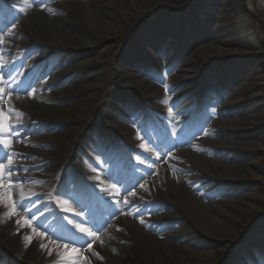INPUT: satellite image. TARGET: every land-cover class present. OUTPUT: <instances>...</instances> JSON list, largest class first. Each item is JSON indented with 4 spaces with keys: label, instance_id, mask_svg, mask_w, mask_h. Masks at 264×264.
I'll return each mask as SVG.
<instances>
[{
    "label": "rangeland",
    "instance_id": "1",
    "mask_svg": "<svg viewBox=\"0 0 264 264\" xmlns=\"http://www.w3.org/2000/svg\"><path fill=\"white\" fill-rule=\"evenodd\" d=\"M57 1L59 0L53 2L57 3ZM102 3L93 5L94 9L103 12L100 23L94 22V24L91 18L87 22L84 18L85 14L82 15V21L85 24L92 26L93 23L94 36L84 35L88 47L80 51L85 55L82 59L72 61L73 65L82 68L86 61L94 60L95 66L86 69L84 73L98 72L99 82L95 95L90 97L88 102L77 103L78 106L86 105L87 107L83 112L84 123L79 125L80 129H77L80 138L77 139L76 147L83 154L80 153V155L85 156L90 153L91 150L87 149L86 144L91 145V143L86 141L85 137H89L90 127L98 122L101 124L100 115L104 107L109 105L111 114L117 113L121 116L118 106H126L135 94L136 98L139 97L137 99L143 110L149 115L147 118L149 121L143 126L142 123L135 126L132 136L131 134L128 136V132L125 133L123 130L124 140L129 144L125 158L137 165L136 173L130 180L131 183H126V186L132 187L131 192L127 194L131 197L127 203H124L131 222L134 221L137 226H141L145 234L165 232L167 224H164L162 217H158V212L163 209L161 205L165 193V190L161 188L165 183L172 185V181L176 183L177 180H181L179 186L184 194V209L190 208L193 214H200L198 209L192 208L193 202L195 199L200 202L197 196L209 197L211 202L218 203L229 214V225H232L233 234L223 233L217 227L214 230H205L201 228L200 222L194 219L186 220L182 224L186 233L179 242L185 256H179L178 250L173 248L175 250L172 251L174 255L171 264H251L250 260L256 253L264 255V233L259 231L261 225L264 226V0H103ZM3 5L7 8L6 13L5 9L1 10ZM17 5L18 0H0V11H2L0 14H5V18L0 17V36L11 38L14 36L8 33L14 32L25 46L35 40V36H33L31 21L26 19V13L22 12L18 15L16 12ZM8 14L12 17L8 19L4 27ZM39 32L46 34L44 27H41ZM149 38L176 40L175 45L167 49L166 57L162 60L160 67H157L147 54V47L143 41ZM103 40L111 42L105 53L100 56L101 47L95 51L91 49L94 45H100ZM129 48L133 51L134 60L140 61L136 69L147 67L150 72L152 71L146 90L142 91L144 81L132 92L124 86L125 78L133 75L135 68L126 67ZM29 49L31 52L25 55V62L16 66L17 70L26 71L21 78H7L2 71L0 72V76L4 78L3 86L7 89V93L0 94V98L9 102V108L20 113L23 103L16 98L25 97L35 85H39V80H33L32 73L46 58H49V54L41 53V49L37 52L34 47ZM31 60L34 61L30 65ZM27 61H30L29 64ZM206 82L213 86L214 89H212L216 93L227 94V100L222 102L223 105L227 103V107L222 112L225 114L228 111V116L223 118V120L226 119L225 136L219 138L215 135L220 133L218 125H215L219 117L215 114L216 106H212L210 102L212 99H206V95L209 94L196 98L190 111L181 113L186 114L187 118L184 119L185 127L180 133L184 132L186 125L192 121L190 117L194 111L196 125L190 128L191 133L203 132L206 120L212 121L213 129L210 131L213 136L205 135V133H199L200 135L197 136V139H201L205 145L204 150L201 151L191 140L184 141V135L180 137L179 142L169 138L170 120L166 111H170L173 104L187 103V98L194 86L201 87ZM17 87H22L23 91L16 92ZM115 91H118V95H115ZM74 93L79 94L80 91L65 90L57 96H53L50 91V96L57 100L62 96H75ZM75 100L77 101V98ZM51 104L55 105V102ZM122 111L128 116L126 109ZM51 114L49 112L46 116H41L46 121L53 118ZM12 117L16 124L15 131L18 123H32L23 115L16 116L15 111L10 114L5 123L11 122ZM107 118L109 122H112L110 125L106 124L109 131L113 136L118 135L121 129L117 126L122 120L113 121ZM122 122H125V119ZM147 125L150 126L151 135L146 131L144 133ZM159 129L162 131L160 132ZM15 131L7 135L12 139L11 146L17 143L16 138L10 137ZM66 139L76 140L72 136ZM247 142L256 143L257 146L262 143V146L258 149L254 146L245 147ZM19 146L21 149L45 150L38 141H34L32 145L22 142ZM4 152V155L0 152V179L9 168L12 170L11 165L6 162L7 155L10 158L17 157L15 153H11V149L4 148ZM163 153L167 154L166 158L163 157ZM194 153L202 154L207 159L195 163ZM221 153L245 156L243 161L245 169L242 167L240 173L233 170L226 173L223 166H215L217 156ZM73 155L74 150L70 147L65 151L63 159H70ZM111 156L105 162L100 160L92 163V173L90 172L89 178L85 172L75 174L71 169V175L74 180H77L75 188L79 186L80 173L83 174L81 177L87 178L86 184L83 185L86 190L95 192L114 184L113 179L108 180L106 170ZM87 158L89 159L88 156ZM181 163L194 165V168L182 169ZM162 164L167 165L166 170L161 169ZM228 174L241 180L242 189L245 188L243 193L249 195L248 199L240 197L241 202L235 203L236 205L232 203V207L223 203V200H232L223 197L230 184L225 179ZM27 184L31 192L27 198L40 193L42 198H38L36 204L42 203L55 217L52 212L53 207L49 203L51 187L46 188L32 182ZM149 185L151 190L153 188V192H156V196L146 191ZM67 187V184L61 187L65 194H67ZM75 193L77 195L72 192L73 196L70 194L72 196L70 198H67L68 194L66 196L62 194V196L58 193V198L63 203L60 211L65 210L70 214L81 213L75 203L80 196L78 192L75 191ZM27 202L28 199L24 201L28 204ZM111 205L105 209L108 215L112 214L114 205ZM2 213L3 209L0 208V215ZM200 215L202 218V213ZM60 216V220L63 218L65 222L70 223L69 214ZM39 218L42 221L45 215L40 213ZM92 223L95 221L92 220ZM98 224H101L99 219ZM88 227L91 229L93 224ZM178 228H181V225ZM92 230L96 231L95 228ZM5 235L6 231L0 230V239ZM80 235L85 238L81 233ZM8 241L11 243L9 238ZM237 243L242 245L238 247ZM242 246L244 250H240ZM133 250L135 258L144 264H156L154 256L162 255L159 241H154L151 245L143 239H138ZM72 260L73 255L66 256L67 262ZM87 262L91 264L89 259ZM261 264H264V259Z\"/></svg>",
    "mask_w": 264,
    "mask_h": 264
},
{
    "label": "bare ground",
    "instance_id": "2",
    "mask_svg": "<svg viewBox=\"0 0 264 264\" xmlns=\"http://www.w3.org/2000/svg\"><path fill=\"white\" fill-rule=\"evenodd\" d=\"M53 1L18 0L16 12L18 15L22 12L26 13V19L30 20L33 26L35 40L24 46L14 32L8 33L14 36L11 38L0 36V72L2 71L7 78H21L25 74L26 71L17 70L16 66L25 62V55L31 52L29 48L34 47L36 52L41 49V53L47 52L49 54V58H46L32 73L33 80H39V85H35L25 97L16 98L23 103L22 115L32 121V123L17 124L18 128L10 136L17 140V143L13 146L0 143V152L3 155L5 154L4 148H6V150L11 149V153H15L17 156H15L16 158H10L7 155L6 162L9 164L8 161L11 159L12 170L10 175L6 172L0 179V208L3 209V213L0 215V230L6 231V235L0 239L1 264H9L11 262V264H89L87 262L88 259L91 264H144L134 256L133 248L138 239H143L151 245H153L154 241H159L162 255L160 257L154 256V261L156 264H171V259H173L174 255L172 253L173 250H178L177 254L179 256H185L179 242L186 233V230L182 228V224L186 220L194 219L200 222L201 228L205 230H214L217 227L223 233L233 234L232 225H229V214L218 203L211 202L209 197L201 198L197 196L200 202L197 199L193 202L192 208L198 209L200 211L198 213L203 215L202 218L200 214H193L192 209H184V194H182L179 186L181 180H177V184L172 181V185L165 183L161 188L165 190V193L161 205L163 209L158 212V217H162L164 224H167V228L162 234L159 232L145 234L141 226H137L134 221L131 222L129 219L124 203L131 197L127 194L131 192L132 187L126 186L127 177L122 175V173L116 183L110 184L104 190H99L95 194H90L89 199L91 198V200L88 205H78L79 208H82V213L75 212V214L71 215L70 228L72 231L62 228L58 232L60 222L55 220V217L42 203L40 205L36 204V200L42 198L40 193L27 198L30 195L29 193H31L27 183L31 182L38 183L46 188L51 187V192L56 191L57 195L58 193L65 196L68 194L67 198L72 197V192L75 194V191L80 190L81 193H84V187L79 185L75 188L77 180H74L71 175V169L73 172L83 171L89 178L92 173V163L100 160L106 161L110 155L113 157L116 152L121 154L128 153L129 144L124 140L125 133L128 132L127 135L130 136L131 134L132 136L134 127L141 124L146 116L140 101L137 100L139 97L136 98V95L133 94V99L136 98V100H133L135 102L134 107L129 109V118L125 122L118 124L117 127L121 129V132L113 136L111 131H109V127L106 126V123L112 124L111 121V123L107 122V117L110 116L111 111H109L110 106L106 105L100 115L101 124L98 122L90 127V135L85 137L86 141L91 143L90 147H88V143L86 144L87 149L91 150L90 153L86 154L89 159L86 155L82 156L81 150L76 147L77 139L80 138V135L77 134V129H80L79 125L84 123L83 112L87 107L86 105L78 106L77 103L79 101L88 102L89 98L95 95L99 83L98 72L89 71L84 73L86 69L95 66L94 60L86 61L82 68L73 65L72 61L84 57L85 54L81 51L88 47L84 35L94 36L93 23L102 21L103 12L94 9L93 5L95 3L103 4V0H59L57 3ZM82 15H84L87 22L89 18L94 20H92V26L82 21ZM10 17L12 15L8 14L4 27ZM41 27L45 28L46 34L39 32ZM110 42V40H103L102 43L105 45L102 43L94 45L91 51L101 47V56L105 53ZM143 43L147 47L149 58L157 67H160L162 60L166 57V51L175 45L176 40L174 38L167 41L160 38L157 40L149 38L145 39ZM126 57L128 59L126 67L140 64L136 61L137 59L134 60L135 56L130 48L127 50ZM33 61H27V63L29 64L30 62L31 65ZM144 71L147 70L144 68ZM139 78V75L127 76L124 83L125 88L132 92L133 89L142 84L141 80H138ZM2 79L4 78L0 76V90H2L0 94H6L7 89L3 86L4 81ZM143 84L142 91L149 86L148 80ZM18 88H15L16 92L23 91L22 87ZM212 88L213 86L207 82L201 87L194 86L187 98V103L181 105L173 104L171 105V110L166 111L170 120L168 124L170 139L172 138L179 142L180 137L184 135V141L191 140L198 147L195 146V148L201 151L204 150L205 145L201 139H197V136L200 135L199 133L213 136L210 131L213 129V123H211L210 119L206 120L203 132L190 133L186 129L184 132H180L184 129V119L187 118L186 114L183 115L181 113L190 111L195 99L200 96L204 97L206 94H209L206 95V99L211 98L212 106H216L217 113L215 111V114L219 117L215 125H218L220 133L215 135L219 138L225 136L224 126L226 119L223 120V118L228 116V111L223 114L222 111H225L227 103L223 105L222 102L227 100L228 96L226 93H216L213 90L214 88ZM70 89L80 91V93H74L75 96H62V98L60 97L57 100L53 99L54 95H61L63 91ZM50 91H52L53 96H50ZM115 92V95H118V91ZM76 98L77 101L75 100ZM52 102H55V105H52ZM9 106V102H6L4 98H0V108L4 109L7 118L10 117ZM49 112L52 113L53 118L45 121L42 116H46ZM111 117L113 121L118 119L117 116ZM11 119L10 123L13 126L16 125L14 118L12 117ZM123 130H125V133ZM206 130L207 132H205ZM69 136L76 138V140L66 139ZM3 139L12 140L7 135ZM34 141H38L45 150L21 149L19 146L22 142L32 145ZM247 146H254L255 149H258L261 148L262 143L257 146L256 143L247 142L245 147ZM70 147L74 150V155L70 159L64 160L65 151L70 149ZM194 154L195 163H200L202 160L207 159L202 154ZM162 155L164 158L167 157L166 153ZM217 157L218 160L215 161V166H223L226 173H229V170L240 173L242 167L244 168L243 161L245 156L239 157L221 153ZM193 166L188 163L180 164L182 169H193ZM166 168L167 165L162 164L161 169L166 170ZM225 179L230 184L223 197L232 200H223L224 205L232 207V203L241 202L240 197L243 199L249 198L248 194L243 193L245 188L242 189L241 180L232 177L230 174L227 177L225 176ZM65 184L68 185L66 188L67 194L61 190V187ZM150 190L151 186L149 185L146 187V191L156 196L153 188ZM27 199L28 204L24 203ZM9 200L16 203L14 215L9 214L12 211L11 207H6V202ZM21 203L27 205V207H21ZM111 204L114 207L111 210L112 214L108 215L105 209L112 206ZM40 213L45 215L42 221L39 218ZM98 219L101 224H98ZM92 220L95 223H92ZM26 221L29 223H26ZM92 224L93 227L90 229L88 226H92ZM180 225L181 228H178ZM94 228L96 229L95 232L92 230ZM177 228L178 230H175ZM82 229L87 231H82ZM259 231L264 233V226L261 225ZM89 232L95 235H89ZM26 237H29L30 240L26 239ZM41 244L45 247L42 248ZM241 245L239 243L237 246L240 247ZM69 254L73 255L71 262L66 261V256ZM263 259V254L256 253L250 261L251 264H261Z\"/></svg>",
    "mask_w": 264,
    "mask_h": 264
},
{
    "label": "snow or ice",
    "instance_id": "3",
    "mask_svg": "<svg viewBox=\"0 0 264 264\" xmlns=\"http://www.w3.org/2000/svg\"><path fill=\"white\" fill-rule=\"evenodd\" d=\"M31 6V5H29ZM51 11V10H49ZM167 90V89H166ZM2 91V90H0ZM16 113V116H22V113H20L19 111H16L15 109H12V108H9L8 109V112L9 114H11L12 112ZM7 116H5V113H4V109L3 108H0V143H3L5 145H9L10 144V141L9 140H6V139H3L4 136L6 135H10L13 131H15V127L10 123H5V121H7ZM9 164H11V159H9ZM8 173L10 175L11 173V169L9 168L8 169ZM9 187H11V185H9ZM7 191V190H6ZM125 203H127V201H125ZM10 206L11 207V212L9 213L10 215H14L15 214V209H16V203L15 201H12V200H9L6 202V207ZM21 207H27V205H24L23 203H21ZM17 223H19V221H17ZM26 223H29L28 221H26ZM141 223H143V220H141ZM30 226V224H29ZM82 231H87L85 229H82ZM89 235H95L94 233H88ZM42 235V234H41ZM26 239H29V237H26ZM42 248L45 247L43 244L40 245ZM73 251H76V250H73Z\"/></svg>",
    "mask_w": 264,
    "mask_h": 264
}]
</instances>
